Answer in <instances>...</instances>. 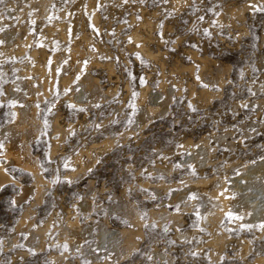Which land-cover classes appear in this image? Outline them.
Instances as JSON below:
<instances>
[{"label":"rangeland","instance_id":"374dc122","mask_svg":"<svg viewBox=\"0 0 264 264\" xmlns=\"http://www.w3.org/2000/svg\"><path fill=\"white\" fill-rule=\"evenodd\" d=\"M22 1L24 0H0V127L15 116L14 101H1L2 96L7 95V87L18 80L21 69H34L37 61L42 62L45 65L44 76L49 75L50 81H53L52 86L47 88L45 100L39 104L42 128L31 141V146L42 166L45 180L40 183L43 195L39 202L32 196L19 202L15 200L20 188L13 183L0 189V264H89L88 256L85 258L86 255L82 251L71 250L64 240H60L59 225L67 221L68 210H75L76 214L84 217L74 204L91 185L93 190L89 197H93L98 205L95 213L93 212L94 220L105 217L108 205L116 202L121 194L134 202L144 214L145 224L141 234L136 236V247L122 262L113 264H132L133 261H137V264H245V261L256 256L264 257V231L261 225L241 224L235 229L224 225L225 249L217 253L221 260L215 259L213 263L209 253L212 246L208 243L211 235L201 226L198 211L201 206L196 204L190 210H182L179 202L169 203L174 190L158 195L154 190L143 186L145 180L156 183L161 179L172 182L181 181L185 176H192L191 179L200 177L192 173L191 167L181 160L187 154L186 141H197L204 136H208V144L214 146L212 152L215 163L210 167L212 171L218 169L223 175L225 165L264 154V64H261L264 57V1L186 0L187 3L184 1L175 6L172 0H52L49 13L45 17L33 15L32 10L24 13L29 2L21 6ZM247 2L250 7L244 10L243 18L228 14L224 17V13L232 5ZM15 4L19 5V14H10ZM95 12L99 14H94ZM95 19H99V22ZM148 21H151L152 27L144 26ZM48 22H61L66 25L67 38L58 34L54 37L43 32ZM14 26L18 27L24 36L28 33L30 41L33 39L32 43H27V48L22 53L3 50L2 33ZM136 30H139L141 38L135 39L133 34ZM82 33L92 41L86 43ZM143 42L144 45L146 43L145 47L153 52L151 56L140 48ZM73 43L81 47L85 45L89 49H94L97 44L99 46L98 58L101 62L92 66L89 71L98 79L102 89L108 90V95L92 104L74 103L75 101L68 97L71 86L77 82L76 77L68 84L59 85L58 75L63 71L61 68L65 58L60 60L55 68L51 64L54 54L64 55V51L67 52ZM32 49L39 50L36 56L33 54L37 59L31 54ZM43 49L45 53L42 52ZM200 57L207 60L205 70L202 68ZM174 62L184 64L186 70H171ZM216 64L222 68L221 76L223 75L224 80L221 85L211 84L209 80V75L216 72ZM188 66H193V74ZM38 71H33L35 75L31 72V77H39L41 73ZM53 71L56 74L53 75ZM163 79L171 83L175 92L172 93L170 110L168 109L165 115L151 120L147 126L139 128L140 130H131L138 112L136 104L139 89L144 86L156 88ZM200 89L216 93L209 101H203ZM57 110L61 112L60 123H64L68 128L65 138H61L52 128L51 114ZM226 131L229 132L227 140L231 139L234 143L233 148H230L226 141H216L212 136L213 132L220 135ZM245 131H248V134H245ZM124 133L125 136L122 135ZM106 138L115 139L114 143L105 149L92 148L91 153L97 156L95 162L78 175H70L76 170L74 166L69 165L71 157L82 149L83 161L90 163L92 159L85 154V148ZM54 141L56 145H53ZM2 146L3 142L0 140V153L3 151ZM52 146L57 148L54 154L51 153ZM3 161L4 159L0 158V163ZM155 165H170L172 168L167 174L161 175L154 170ZM7 171L21 183L29 184L32 181L30 173L16 167H9ZM194 196L192 192L188 195L189 198ZM161 200L172 209L182 212L184 223L178 229L194 230L190 237L177 240L168 224L158 227L155 222H148L147 214L150 208L163 203ZM26 207L30 208L27 217L33 222L29 225L30 229L44 227L49 223L43 231V240L47 244L44 243V247L38 250L26 246L29 231L25 227L28 225L24 224L16 231V225ZM72 214L73 212L70 215ZM109 221L112 227H122L121 218L117 214L110 215ZM14 232L17 238L15 237L9 246L8 237ZM232 238L234 240L230 242ZM242 239H249L250 247L244 253ZM91 241L92 239L86 243ZM159 247L174 257L171 256L172 262L161 261L155 256L154 250ZM51 254L63 255L64 260L54 258Z\"/></svg>","mask_w":264,"mask_h":264},{"label":"bare ground","instance_id":"6f19581e","mask_svg":"<svg viewBox=\"0 0 264 264\" xmlns=\"http://www.w3.org/2000/svg\"><path fill=\"white\" fill-rule=\"evenodd\" d=\"M51 1L52 0H24V1H22L21 6L25 5V3L29 2V6L24 9L25 10L24 13L28 12L29 10H32L33 15L45 17L49 13V5L51 4ZM78 1L82 2V0H78ZM172 1H173V5L176 6L180 3H183L186 0H172ZM248 2L247 3H237V4L233 3L234 5H232L230 8H228L226 10V12L224 13V17H225V15L228 14L230 16H237L239 18L240 17L243 18L244 10L246 8L250 7V4H248ZM251 2H252V0H251ZM261 2H262V0H261ZM89 3L92 5L91 2H89ZM186 3H187V1H186ZM6 4H8V3H6ZM68 5H70V4H68ZM18 6L15 4L14 9H13V11H10V14L12 12L19 14V7ZM88 6L90 7V5H88ZM88 6H86L87 9H88ZM70 10H71V7H70ZM61 11H59V12H61ZM142 12L144 13V11H142ZM75 13H77V12H75ZM94 14H97V13L95 12ZM7 15H9V14H7ZM221 15H219L220 19H221ZM144 16L146 17V15H144ZM17 17H19V16H17ZM74 17H76V16H74ZM31 18H33L32 15H31ZM70 18H72V17H70ZM92 18H94V17H92ZM75 19H77V17ZM99 19H100V17H99ZM99 19H95V20H98V22H99ZM217 19H219V18L217 17ZM152 21H153V19H152ZM150 22L149 21L145 22L144 26L150 27L151 26ZM221 22H222V20H221ZM75 24H76V22H75ZM154 25H155V23H154ZM65 26L66 25H64L61 22H48V23H46V27H45L43 32H45L49 35H54V37H55V34H58L61 37L65 38V36H66L65 35V32H66ZM83 30H85V29H83ZM29 32H30V30H29ZM67 32H68V30H67ZM2 35H3V40H2L3 50L6 52H10V53H12V52L22 53L23 51H25V48H27L26 47L27 43H29V41H30L29 40L30 37L28 36V33L24 36L23 34L20 33V30L18 29V27H15V26L9 30L4 31L2 33ZM58 35H56V36H58ZM133 35H134L135 39L141 38V34H140L139 30H136ZM150 36H151V34H150ZM82 37H84L86 43L92 41V39L90 37H88L86 34H83ZM48 38H51V37H48ZM66 38H67V36H66ZM144 38H145V36H144ZM145 39H147V38H145ZM261 39H263V38H261ZM46 40H48V39H46ZM81 40H83V38ZM77 42H78V40H77ZM86 43H83V44H86ZM98 43H99V41H98ZM260 43H262V41ZM145 45H146V43H145ZM145 45L143 42V44L140 46V48L147 55L151 56L153 54V52L151 53L148 50L149 48L147 49L145 47ZM37 49H35V50L32 49L33 51L31 50L32 51L31 54L32 55L34 54L36 56L37 52L39 51ZM44 49L42 50V52L44 51ZM56 51H57V49H56ZM98 51H99L98 44L95 46L94 49H89L85 45L83 47H81L80 45L73 43L72 47H70V49L67 52L64 51V55H62L63 53L61 55L60 54H54L53 55V61L51 63L53 68H55L60 63V60H63L64 58L66 59L64 61V64L62 65V68H61V69H63V71L60 75H58L59 76L58 77L59 83H60L59 85L63 86L64 84H68L72 80V78L76 77L77 82H76V84L72 83L73 85L71 86V92L68 96L75 101L74 103L77 102V103H82V104H84V103L92 104V102H95L99 99H103L108 95V90L107 91L103 90L98 79L90 74V71L92 70L91 67L95 66V65H99L101 62L98 58ZM44 53H45V51H44ZM40 54H41V52H40ZM40 54H39V56L42 55L44 58L46 57V55H43V53L41 55ZM1 55H0V57H1ZM39 56H38V58H39ZM4 57H5V55H4ZM23 57H24V55H23ZM191 57H193V56H191ZM35 58L37 59V57H35ZM1 59H2V57H1ZM48 60H49V58H48ZM160 60H162V59H160ZM199 60L203 64V66H202L203 70H205L207 68V66H206L207 60L205 58H202V57H200ZM261 60H262L261 64L263 65L264 64V62H263L264 57ZM44 61L45 60H43V62ZM161 64H162V62H161ZM107 65H109V64L107 63ZM97 67H99V66H97ZM105 67H107V66H105ZM105 67H103V68H105ZM214 67H216L215 68L216 72H215V74L211 73L214 75H211V74L209 75V80L211 81V84L221 85L223 83L222 80H224V79H222L223 75L221 76L222 68L219 65L214 66ZM30 68H31V66H30ZM184 68H185L184 64L182 65L179 62H174L171 65V70H184ZM192 68H193V66L192 67L190 66L188 68L190 70V73H192ZM35 70H39L41 73L40 76L37 78L31 77L32 73L35 75V73L33 72ZM44 70H45V65L40 61H37V66L34 69H29V68H25L23 70L21 69L18 80L13 85H9L7 87V95L2 96V99H1V101L10 100V99H12L14 101L13 111L15 113V116L13 115L14 118L10 122H8L7 124L0 127V140H2V142H3V146H2L3 151H2V153H0V158L4 159V161L2 163H0V189L6 184H9V183L15 184L17 187L20 188V191L16 195V199H15L18 202L26 199L29 196H32L33 198H35V201L39 202L42 198L41 196L43 195V193H42L43 188L40 186V183L42 181H44L45 179H44V175L42 172V166L40 165L37 156L34 155V153L32 152L31 141L37 137V135L39 134V132L42 128V121H41L40 113H39L40 112L39 104L45 100L44 97L47 96V88L49 86H52L51 81H53V80L50 81L49 75L44 76L46 74V73L44 74ZM110 72H112V71H110ZM54 74H56L55 71H53V75ZM108 74H110V73H108ZM162 74H164V73H162ZM166 81L163 79L160 82V84L158 85V87L153 88V89L150 86H144V87L140 88L141 90L139 89L140 94L137 98V104H136L138 107V112H137L136 117H135V123L133 124V126L131 125L132 126L130 128L131 130L134 131L135 129L143 128L151 120L157 119V118L166 114V112L170 108L169 106L172 102V93H175V92H173L174 89H173L171 83H168ZM254 87L256 89V86H254ZM41 89L44 90L45 94L41 93ZM193 92L194 91H192V93ZM190 93H191V90H190ZM215 93L213 91L203 89L200 92V97L203 101H209L211 96L214 95ZM163 94H165V95L163 96ZM68 97H67V99H69ZM64 98H65V96H64ZM59 112L57 110L56 113L51 114L52 115V128H53V131L58 132L60 134V137L62 138V137H64L68 128H66L65 125H63L64 123L63 124L60 123L59 118H60L61 112L60 113ZM101 124H103V123H101ZM257 124H259V123H257ZM254 125H256V124H254ZM67 127H68V125H67ZM246 127H247V124H246ZM246 127H244V130ZM228 133L229 132L226 131V132H223V134L218 135L217 132H213L212 136H213L214 140H216V141H219V142L226 141L225 143H227L230 146V148H233V146H234L233 141L231 139L227 140V138H226ZM125 134L126 133H124L122 135L125 136ZM245 134H248V131H245ZM57 139H59V137ZM114 140L115 139H113V138H106V139H103L102 141H100V143H98V144L93 143V145L88 146L89 148H85L86 149L85 154L90 156L92 159V161L90 160L91 161L90 163H86L83 161V159H82L83 150L82 149H80V152H78L77 154L73 153L74 155L72 154L73 156L71 157V161H69L70 162L69 165L74 166L76 170L74 172L71 171L72 173L70 175H72L73 177L78 175L79 173L85 171L84 169L87 166H89V164L91 165L93 163V161L95 162L97 156L95 154L93 155L91 153L92 148L105 149L106 147L112 145V143H114ZM53 145H56V141H54ZM185 147L187 148V154L184 156V159H182L181 162L184 164H188V166H190L192 169V173H194L200 177L191 179L192 176H185L181 181H172V182H165L161 179V181H158L156 183L145 180V181H143V186L145 185L149 189L154 190L156 192V194H158V195H162L166 191L170 192L171 190H174L172 193V196L169 200V203L179 202L180 203V209H182V210H184V209L190 210L193 208V205H196V204H199L201 206V209L198 210L200 212V217H201V226L205 230H207L211 235L210 238L209 237H207V238H209L208 243L212 246L211 250H209L210 251L209 253H210V256L212 258L211 260L213 261L215 259H219L217 257L218 256L217 253H219V252L221 253L222 250L225 249V247L223 249V246H224L223 241H224V238H226L224 225L228 226L229 229H235V228L239 227L241 224H244V225L245 224H249V225H258L259 224V225H261V229L264 231V154L259 156V157H252V158L245 159L244 161L239 159L237 161H234L231 164L225 165L223 167V169L225 171V173L223 175V173L219 172L218 169H217V171H212V169H211L212 167H210V166L214 165V163H215L214 157H213V152H212V149L214 148V146L211 147L208 144V136H204L197 141H191V140L186 141ZM56 149L57 148L53 147L51 149L52 150L51 153L54 154ZM87 159H89V158H87ZM9 167H16L18 169H21L23 171L30 173L32 175V181L29 184L19 182L17 179H15L7 171ZM171 168H172V166H170V165L168 167L156 166L154 168V170L157 171L161 175H165V174H167V172L171 171ZM237 168H239L238 171H237ZM164 180H165V178H164ZM92 190L93 189H92V185H91V186H89L88 190L82 195L81 198L76 199L75 204H74L78 207V210H80L79 213H82V216H84V217H80L78 214H76L75 210H72V211L66 210L67 212L65 211L66 213L69 214V216L66 217L67 221L65 223L63 222V224L59 225V227H60V238H61L60 240H64L66 242V246H68L69 249H71V250L79 249L80 251H82V253L84 255H86L85 258L88 256V258L90 260L89 264H113L115 262L120 263L125 259V257L129 253H131V251L134 249V247H136V242H137L136 236H139V234H141V232H142L141 229H142L143 225L145 224L144 214L142 213V210H139L134 205V202H132L124 194H121V195H118L116 202H113V203L108 205L107 214L105 215V217L98 219V220H94L93 216H94L95 210H96L98 205L95 204V201L92 199L93 197L92 198L89 197V194L92 193ZM191 192L195 194L194 198L188 197V195ZM93 195H94V193H93ZM169 195H171V194H169ZM29 207H26L24 209L25 211L22 214L19 222L17 221L18 224L16 225V231L21 229L24 224L28 225L25 227L29 231L28 237L26 239V246L28 248L38 250L39 248L44 247V243L46 241L43 240V231L45 230L46 226L49 225V223L47 222L44 227H36V228L30 229L29 225L32 224L33 222H32V220H29L27 217L28 213L30 212ZM72 207H70V208L74 209ZM72 212H73V214L70 215ZM112 214L119 215V217L121 218V224L120 225H122V227H116V226L112 227V224L109 221V216ZM182 215L183 214L181 211H176V210L172 209L171 207L167 206L166 202H163L159 205L152 206L150 208V210L147 214V219H148V222H155L157 225H159L158 227L168 224L169 228H171L174 232L173 233L174 238L177 240H180V239H184L183 237H186V238L190 237V235L194 231L192 229L185 230V231H179L178 228L181 227L184 223V218ZM49 217H51V216H49ZM49 221H51V218ZM60 223H62V221ZM254 231H256V230H254ZM15 233L16 232H14L11 235L8 234L9 235V237H8L9 238V246H10L11 242L15 240L14 239L16 237ZM258 235H259V233L257 234V236ZM236 236H237V234H236ZM57 237H58V235H57ZM228 238H229V236H228ZM91 239H92V241L90 243H86L87 241H89ZM143 239H145V238H143ZM232 240H234V239L232 238L230 240V242ZM248 240H243V250H242L243 253L248 251V249L250 247ZM45 244H47V243H45ZM226 246H228V245H226ZM199 247H200V245H199ZM229 248H231V247H229ZM226 249H228V248H226ZM239 250H241V249H239ZM209 253H208V255H209ZM154 254L161 261L168 260L169 261L168 263L172 262L173 256L171 255L172 256L171 257L168 255L169 253L168 254H167V252L165 253L162 247H159L158 249L154 250ZM224 254L227 255V253H224ZM234 254H236V253H234ZM66 255H67V253H66ZM51 256L52 257L54 256V258H57V259H63L64 260L63 255L51 254ZM50 259H51V257H50ZM13 260L14 259H12V261ZM219 260H221V259H219ZM216 261H218V260H216ZM263 261H264V257L256 256L250 260L248 259L247 261H245V264H263L264 263ZM211 262L209 261V263H211ZM213 263H214V261H213ZM132 264H137V261H133Z\"/></svg>","mask_w":264,"mask_h":264}]
</instances>
